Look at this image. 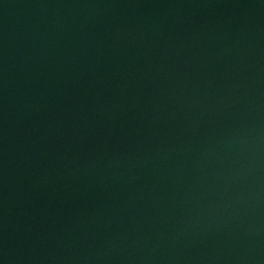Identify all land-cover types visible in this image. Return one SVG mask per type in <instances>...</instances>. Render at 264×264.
<instances>
[{"label":"water","instance_id":"1","mask_svg":"<svg viewBox=\"0 0 264 264\" xmlns=\"http://www.w3.org/2000/svg\"><path fill=\"white\" fill-rule=\"evenodd\" d=\"M0 264H264V0H0Z\"/></svg>","mask_w":264,"mask_h":264}]
</instances>
